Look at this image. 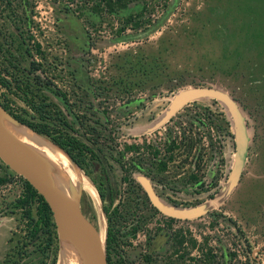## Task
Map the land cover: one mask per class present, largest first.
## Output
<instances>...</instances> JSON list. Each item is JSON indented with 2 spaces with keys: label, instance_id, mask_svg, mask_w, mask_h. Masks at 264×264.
Here are the masks:
<instances>
[{
  "label": "rangeland",
  "instance_id": "rangeland-1",
  "mask_svg": "<svg viewBox=\"0 0 264 264\" xmlns=\"http://www.w3.org/2000/svg\"><path fill=\"white\" fill-rule=\"evenodd\" d=\"M33 1L26 43H40V52L24 54L22 66L40 63L34 74L50 84H34V92L96 153H85L89 176L70 162L87 181L79 206L87 195L108 264H142V243L157 233L165 243L153 264H264V0ZM14 25L0 18L1 27ZM196 85L227 92L243 115L248 153L234 185L235 132L221 101L191 100L155 126L174 95ZM0 98L12 111L34 114L1 84ZM12 173L0 159V176L8 179L0 184V264H49L54 248L60 264L59 226L49 256L26 240L16 206L25 186ZM140 176L162 202L201 206L202 214L161 213Z\"/></svg>",
  "mask_w": 264,
  "mask_h": 264
},
{
  "label": "trees",
  "instance_id": "trees-1",
  "mask_svg": "<svg viewBox=\"0 0 264 264\" xmlns=\"http://www.w3.org/2000/svg\"><path fill=\"white\" fill-rule=\"evenodd\" d=\"M33 0H0V18L7 19L10 23H14L13 31L6 27L0 26V64H3L0 69V84L12 92L24 105H26L34 114L27 116L21 113L12 111L6 103L0 98V106L7 111L15 120L30 127L35 132L48 137L53 143L62 148L70 158L89 176V171L86 168L85 153H89L91 158L96 157V153L89 145L80 141L76 136L69 133L65 127L66 121L60 119L58 115H53L51 108H48L49 103L45 98L37 96L34 92V84H50V81H43L34 71L40 69V63L34 59L29 61L28 67L22 66L24 54L32 56V51L40 52V43H26L27 40L33 38L30 31L33 23L34 12ZM6 21V20H4ZM26 26L25 29L23 27ZM23 49V51H21ZM2 72L10 76V81L2 77ZM5 75V76H6ZM32 75V78L30 77ZM126 150L136 152L138 147L136 144H126ZM159 151L154 150L153 155H158ZM123 169L125 167L121 165ZM166 165L163 163L162 168ZM14 174V173H12ZM25 189L24 193L17 198L16 206L23 209L21 217L24 219V231L28 242H38V248L41 251H48V256L51 253L53 243L57 240L56 223L53 219L50 207L39 194L24 178ZM127 178V177H124ZM8 179L0 176V184ZM93 181V180H92ZM93 183H95L93 181ZM101 199H104L105 193L103 187L95 186ZM103 212L108 221L107 228V244L112 239L110 229V217L108 209L103 207ZM53 257L49 264L56 262V248H54ZM7 256V255H6ZM109 257L107 256V264ZM5 258L3 264H7Z\"/></svg>",
  "mask_w": 264,
  "mask_h": 264
},
{
  "label": "water",
  "instance_id": "water-1",
  "mask_svg": "<svg viewBox=\"0 0 264 264\" xmlns=\"http://www.w3.org/2000/svg\"><path fill=\"white\" fill-rule=\"evenodd\" d=\"M202 97H210L221 101L227 107L233 120V127L235 132V157L231 169L230 178L231 185H234L238 181L246 161L249 137L247 135L243 115L241 114L235 99L227 92L221 89L204 85H196L184 88L174 95L168 109L165 111L164 115L156 123L155 126L157 127L163 125L184 104L188 103L191 100ZM2 110L4 111V109ZM11 119L20 125L28 127L15 120L13 117ZM0 159L8 168H10L14 173L22 176L39 194L42 195V197L50 207L57 230L59 226L58 219L62 217V220L65 221L67 227L87 244L92 252L91 264H107V255L104 241L101 238V235L96 226L81 210L79 206L80 195L75 196L73 199L67 197L59 189L49 184V182L45 180L40 174L30 169L24 161L20 160L17 157L11 144L9 143L7 137L1 129ZM138 179L143 185L151 204L161 213L175 218H192L202 214L203 208L201 206H196L193 208H179L175 205H169L162 202L154 192L153 187L151 186L147 178H145L144 176H140ZM106 237L107 230L105 239Z\"/></svg>",
  "mask_w": 264,
  "mask_h": 264
},
{
  "label": "bare ground",
  "instance_id": "bare-ground-1",
  "mask_svg": "<svg viewBox=\"0 0 264 264\" xmlns=\"http://www.w3.org/2000/svg\"><path fill=\"white\" fill-rule=\"evenodd\" d=\"M0 109L2 108L0 107ZM4 113L0 110V129L7 137L17 157L67 197L73 199L80 195V199H82V184L86 187L88 184L82 178L81 173L75 169L73 164L76 163L69 155L48 137L16 123L10 116H7L8 113L7 115ZM38 164L43 166L46 172L42 171L43 167L40 170ZM60 175L65 183V191L60 188ZM84 197V207L81 210L88 217L90 201L87 195ZM62 219V217L58 219V225L62 232L59 250L60 264H91L92 252L90 248L67 227Z\"/></svg>",
  "mask_w": 264,
  "mask_h": 264
},
{
  "label": "flooded vegetation",
  "instance_id": "flooded-vegetation-1",
  "mask_svg": "<svg viewBox=\"0 0 264 264\" xmlns=\"http://www.w3.org/2000/svg\"><path fill=\"white\" fill-rule=\"evenodd\" d=\"M160 236V233L146 236L142 243V248L140 249V260L142 264H153L154 262H157L156 258L158 255L155 251L165 243L164 239Z\"/></svg>",
  "mask_w": 264,
  "mask_h": 264
}]
</instances>
